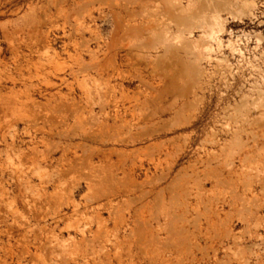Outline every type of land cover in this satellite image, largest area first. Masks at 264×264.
<instances>
[{
    "label": "rangeland",
    "instance_id": "obj_1",
    "mask_svg": "<svg viewBox=\"0 0 264 264\" xmlns=\"http://www.w3.org/2000/svg\"><path fill=\"white\" fill-rule=\"evenodd\" d=\"M0 264H264V0H0Z\"/></svg>",
    "mask_w": 264,
    "mask_h": 264
},
{
    "label": "bare ground",
    "instance_id": "obj_2",
    "mask_svg": "<svg viewBox=\"0 0 264 264\" xmlns=\"http://www.w3.org/2000/svg\"><path fill=\"white\" fill-rule=\"evenodd\" d=\"M243 3H244V2H243ZM249 4H250V3H249ZM247 5H248V4H247ZM245 6H246V5H245ZM245 6H244V7H245ZM241 9H242V8H241ZM242 10H243V9H242ZM213 22H214V21H213ZM214 23H215V22H214ZM215 24H216V23H215ZM209 41H210V40H209Z\"/></svg>",
    "mask_w": 264,
    "mask_h": 264
}]
</instances>
